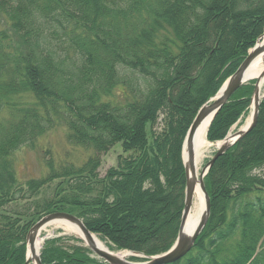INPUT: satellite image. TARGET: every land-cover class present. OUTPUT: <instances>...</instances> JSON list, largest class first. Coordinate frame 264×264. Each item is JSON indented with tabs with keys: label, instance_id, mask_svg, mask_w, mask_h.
Instances as JSON below:
<instances>
[{
	"label": "trees",
	"instance_id": "1",
	"mask_svg": "<svg viewBox=\"0 0 264 264\" xmlns=\"http://www.w3.org/2000/svg\"><path fill=\"white\" fill-rule=\"evenodd\" d=\"M263 32L264 0H0V264H26L29 231L52 213L76 216L118 251L169 250L187 131ZM254 84L222 107L208 142L247 115ZM57 128L84 159L47 151L43 175L21 181L14 154ZM116 145L123 155L101 176ZM203 181L207 223L171 264H264V97L255 126ZM40 260L106 264L63 237L45 240Z\"/></svg>",
	"mask_w": 264,
	"mask_h": 264
},
{
	"label": "water",
	"instance_id": "2",
	"mask_svg": "<svg viewBox=\"0 0 264 264\" xmlns=\"http://www.w3.org/2000/svg\"><path fill=\"white\" fill-rule=\"evenodd\" d=\"M264 52V32L261 37L258 38L254 47L249 51L246 59L237 69V71L230 76L226 82L222 85L219 91L216 93L214 97H212L208 102H206L197 112L191 126L189 127L187 134L185 136L183 142V150H182V160L185 169V177H186V187H185V197H184V207L181 215L179 230L177 234V238L171 248L166 252L155 255V256H145L143 254L127 252L129 256L125 258H119L117 254H111L109 252H105L97 248L92 242V234L84 225V223L74 215L68 213H52L47 216L41 218L38 222L34 224V226L29 231L26 238V264H30L33 262L32 257L29 256V252L33 249L35 239L42 232L43 228L50 223H67L71 225L77 226L83 235L86 237L84 242L85 247L90 250V252L99 260L103 261L106 264H171L174 263L181 258H183L193 247L196 239L202 232L205 227L209 212H210V203L209 197L205 190L204 186V177L208 173L211 166L220 157L224 154L230 147H232L235 143H237L241 138H243L247 133H249L252 128L256 124L259 105H260V89L259 83L261 79L264 78V74H261L258 78H250L247 75V70L254 59L260 54ZM254 80V91L252 96V104L253 111L251 113V121L249 125L244 130H239L234 134H228L222 142H220L219 146H217V150L214 156L205 164V166L200 171L198 177L196 176L195 167L193 165V139L194 136L201 126V124L209 119V125L212 123L213 119L222 109V107L230 100V98L234 95V93L241 88L246 83ZM207 128V131H208ZM186 153V159H185ZM199 185V189L203 194L205 209L200 218L199 223L193 230L190 235L185 233V225L187 218L191 212L195 188L196 185ZM40 250V249H39ZM118 253V252H117ZM129 257H135L139 259H143L141 262H131L128 260ZM36 264H42L40 260V253L38 252L37 257L35 258Z\"/></svg>",
	"mask_w": 264,
	"mask_h": 264
},
{
	"label": "rangeland",
	"instance_id": "3",
	"mask_svg": "<svg viewBox=\"0 0 264 264\" xmlns=\"http://www.w3.org/2000/svg\"><path fill=\"white\" fill-rule=\"evenodd\" d=\"M260 96H264V85L261 88ZM253 110V105L249 108L247 115L243 119H239L235 125L232 126L228 134H234L239 131L250 118L251 113ZM210 147L205 154V158L202 160L200 167H199V174L205 164L211 159L213 153L216 151L217 143H210ZM49 151L51 157L55 160V162H62L68 159L74 158L76 161H81L84 159L86 152L82 150H73L68 147L65 138V129L64 128H57L53 131L48 132L45 136H43L39 142L37 143L34 149L29 148H22L14 154L15 160V168L18 175V178L21 181H26L30 178H39L45 172L43 167V159L47 158L45 153ZM74 154V156H73ZM119 155H123L121 147L119 145L114 146L111 148L106 154L102 155L101 157V167H100V174L103 176L105 172L111 168L115 167L117 163V158ZM198 174V175H199ZM50 190L45 189L40 194V197L47 196ZM194 207V201L192 208ZM66 238V241L69 245H81L84 246L82 240L76 237L73 234H69L64 231L61 227L57 226V224L48 225L45 229L41 232L40 239V249L47 239H54V238ZM103 242V241H102ZM105 243V242H104ZM106 244V243H105ZM111 251L119 252L115 250L112 246L106 245ZM132 257H129L128 260L131 262H140V261H132ZM31 264V263H30Z\"/></svg>",
	"mask_w": 264,
	"mask_h": 264
},
{
	"label": "bare ground",
	"instance_id": "4",
	"mask_svg": "<svg viewBox=\"0 0 264 264\" xmlns=\"http://www.w3.org/2000/svg\"><path fill=\"white\" fill-rule=\"evenodd\" d=\"M261 74H264V52L260 53L254 59V61L251 63V65L249 66V68L247 70V75L253 79L260 77ZM263 85H264V78L261 79V81L259 83V89L260 90L263 87ZM250 121H251V116L247 120L245 125L240 130H244L249 125ZM208 125H209V119L205 120L201 124V126L197 130V132L194 136V139H193V165L195 167L197 177L199 174L198 172H199L200 164H201L202 160L205 158V154L210 147V144L208 143L207 138H206ZM219 144L220 143H217L216 146H219ZM185 159H186V153H185ZM204 209H205V203H204L203 194L200 191L199 185L197 183L196 188H195V195H194V207L191 209V212L187 218L186 225H185V233L187 235H190L193 232V230L195 229V227L197 226V224L199 223L200 218L204 212ZM52 224H57V226L61 227L64 231H66L69 234L75 235L76 237H78L82 241L86 240V237L83 235L81 230L75 225H71V224H67V223H50L49 225H52ZM47 226H45V227H47ZM45 227L43 228V230L45 229ZM40 235H41V233L35 239L33 249L29 252V256H31L32 260H33V262L31 264H36L35 258L38 255V252L40 249V244H41ZM91 238H92L93 244L102 251L109 252L111 254H117V256L119 258H125L126 259L129 256V254L125 251H120L118 253L111 251L106 246V244L104 242H102L95 235H92Z\"/></svg>",
	"mask_w": 264,
	"mask_h": 264
}]
</instances>
